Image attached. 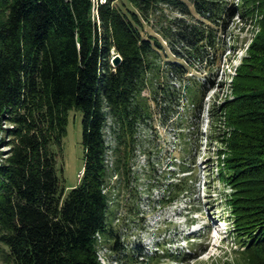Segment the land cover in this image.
<instances>
[{"label": "trees", "instance_id": "16d2710c", "mask_svg": "<svg viewBox=\"0 0 264 264\" xmlns=\"http://www.w3.org/2000/svg\"><path fill=\"white\" fill-rule=\"evenodd\" d=\"M189 1L197 18L185 0H0L2 264H102V236L115 239L111 250H119L108 222L111 182L131 180L138 126L153 118L151 102L168 122L182 98L161 77L163 41L144 35L152 17L170 49L190 65L218 63V32L236 17L259 29L231 98L210 111L212 140L223 146L220 180L231 188L225 196L231 235L243 246L235 260L213 264H264V0ZM166 8L182 17H168ZM190 16L195 20L186 21ZM115 56L121 58L116 67ZM166 65L187 78L185 65ZM73 109L83 114L85 164L66 194L54 148L62 147ZM109 118L114 148L106 139ZM186 173L170 185L172 199L192 194L193 170L179 165L176 174Z\"/></svg>", "mask_w": 264, "mask_h": 264}, {"label": "rangeland", "instance_id": "374dc122", "mask_svg": "<svg viewBox=\"0 0 264 264\" xmlns=\"http://www.w3.org/2000/svg\"><path fill=\"white\" fill-rule=\"evenodd\" d=\"M185 1L191 6L189 0ZM191 9L197 18L193 6ZM165 13L170 18L182 17L167 8ZM194 17L185 19L191 21ZM240 21L236 17L229 22L227 30H219L221 59L213 67L209 63L184 62L159 34L157 19L152 17L150 22H144V35L158 37L165 47L160 59L161 77L168 86L180 89L182 98L180 106H174L175 113L168 122L164 121L162 110L151 102L153 118L138 126L131 180L126 182L120 176L111 182L108 222L119 236V250H111L115 239L107 241L104 236L99 237L98 258L102 264H213L221 259L233 261L237 257L235 252L243 250L231 235L232 219L225 202L231 188L220 180L218 152L223 146L212 140L210 112L231 98L235 73L259 32L258 27L246 26ZM170 61L185 65L188 79L167 71L166 64ZM187 85L195 97L185 89ZM145 95L149 96V91ZM82 121V112L71 110L62 147L54 148L58 154L57 173L66 194L79 184L85 164ZM110 124L109 118L105 133L108 144L114 148L116 140ZM112 160L110 153V168ZM182 164L193 170L189 182L192 194L172 199L170 185L190 175L176 174ZM219 224L224 228L221 232L217 229ZM207 225L216 227L218 239L210 235ZM203 226L205 232L199 231ZM221 240L222 246L217 247Z\"/></svg>", "mask_w": 264, "mask_h": 264}, {"label": "water", "instance_id": "95a60500", "mask_svg": "<svg viewBox=\"0 0 264 264\" xmlns=\"http://www.w3.org/2000/svg\"><path fill=\"white\" fill-rule=\"evenodd\" d=\"M120 62H121V58H120V56H116V57L113 59V61H112L113 65H114L115 67L118 66V65L120 64Z\"/></svg>", "mask_w": 264, "mask_h": 264}, {"label": "built area", "instance_id": "2783aa9c", "mask_svg": "<svg viewBox=\"0 0 264 264\" xmlns=\"http://www.w3.org/2000/svg\"><path fill=\"white\" fill-rule=\"evenodd\" d=\"M94 1H96V0H94ZM101 1V0H100ZM107 0H104V2L103 1H101V3H105ZM113 1H116V0H113Z\"/></svg>", "mask_w": 264, "mask_h": 264}]
</instances>
